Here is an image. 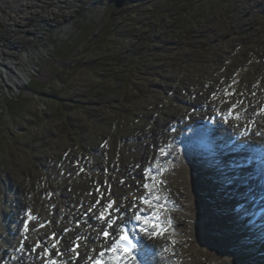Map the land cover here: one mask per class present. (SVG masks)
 I'll return each mask as SVG.
<instances>
[{
	"label": "rangeland",
	"instance_id": "374dc122",
	"mask_svg": "<svg viewBox=\"0 0 264 264\" xmlns=\"http://www.w3.org/2000/svg\"><path fill=\"white\" fill-rule=\"evenodd\" d=\"M22 1L0 0V237L18 232L27 207L43 213L34 228L55 213L64 214L60 223L79 226L83 217H70L84 206L79 195L93 197L101 186L102 195L122 193L157 165L163 175L155 184L172 204L164 219L173 222L157 234L173 247L171 260L161 262L264 264L255 187L242 182L250 174L229 183L237 159L226 168L214 136L230 132L205 129L210 95L236 106L264 85V0H125L120 9L114 0H31L32 18ZM106 30L114 41H102ZM9 60L30 73L19 89L1 77ZM34 82L57 103L36 94ZM190 110L205 119L173 134V143L169 137L172 154L162 157L164 145L152 140L171 135L162 119L176 112L183 119ZM175 216L191 230L179 228ZM16 247L0 254V264L18 257Z\"/></svg>",
	"mask_w": 264,
	"mask_h": 264
},
{
	"label": "bare ground",
	"instance_id": "6f19581e",
	"mask_svg": "<svg viewBox=\"0 0 264 264\" xmlns=\"http://www.w3.org/2000/svg\"><path fill=\"white\" fill-rule=\"evenodd\" d=\"M34 3L35 2L31 0H24L20 2V8L24 7V9L27 10V7L29 8L34 7L33 6ZM11 6L14 8L15 7L14 3ZM10 68L12 70H10ZM1 77L5 79L9 85L14 86L16 89H19L24 84H27L29 82L30 73L25 72L22 69H16L15 63L9 60L8 62L1 64ZM254 94L255 95L253 96V98L250 97V100L252 101H246L247 99L246 98L241 104L238 103L236 104L234 109L235 115H233V113L229 111L230 109L233 108L232 105L235 104L228 105L226 102L223 103V101H221L220 98L214 97L215 95L212 96L209 94L210 97L209 99L207 98V101L205 103L208 104L207 110L209 112L207 110L206 111L207 113L210 114V118L208 119L207 124L208 123L213 124L211 125V128H209V130L211 132L213 131L215 132L217 130L216 127H223L229 130L230 132V134L228 135V132L224 133L218 131L219 133L216 134L217 137L214 136V142L216 143V141L218 140V144H217L218 156L221 157L223 156V154H226V156L223 157V159L227 160V163L229 165L231 164V161L228 160H231L232 157H234V159H237V162L247 161L249 164H251L250 161L252 160L253 163H255L253 168H251V166H247L248 163L246 164V168H247L246 172L247 174L250 175L249 177L245 176L246 178L243 179L241 178L239 172H242L244 174L245 171H240L239 169L236 168L234 169L237 177H239L237 180L242 179L243 181L246 182L248 181V184L255 187L254 191H252L251 196H255L256 199L258 200V207L254 211L253 215L255 216L256 220L263 223L264 222V178H262L261 176V162L257 163L256 158H258L261 155V153L264 154V85H261L259 89H256ZM220 95L221 94H219V96ZM212 100L216 104L210 103V101ZM180 112H182V110ZM180 112H176L172 114V116L166 115L162 119L164 121L165 120L168 121L167 125H165L164 127L166 128L169 127V130L171 129L170 136L164 133L161 134V132L157 130L159 133H156L157 136L154 135L155 137L154 139H152L153 141H155L156 144L161 142V144L164 145L163 148L167 150H173L172 147L171 148L166 147L167 145H169L168 142L169 137L172 138V143H173L174 142L173 134H175V137H177L176 135L177 133H182V134L184 133L183 131L184 127H188L190 125L195 126L196 122L205 119L203 114L192 112L191 110L189 112L190 114L188 113L182 119L181 117H183L184 115H181ZM224 116L229 117V119L226 122L223 119ZM186 117L187 119L184 120ZM214 120L215 123H213ZM172 129H175V131H173ZM239 129H241V133H245L247 130V135L245 136L240 135L241 133L238 132ZM219 134H225L229 137L231 136L235 140L234 144L228 146L226 150L221 149L220 148L221 146L219 144L222 140L219 137ZM158 137L160 139H157ZM247 141L251 142L252 145L250 146L247 145L245 147L244 145L245 142ZM253 150H255V152ZM146 155H149L148 158L152 159L151 162H157L156 156L154 152L151 151V149L146 151ZM223 159H221L222 162L223 163L226 162ZM150 166L151 167L149 168L153 167V165ZM249 169L252 170V173L255 176L254 179L250 178L251 172H249ZM223 171L226 172V169H224ZM139 175L140 174L137 173V178L134 179V182L132 184V185L135 184V186L134 187L130 186V188H127L122 193L119 190H115V192H110L109 195L107 196L106 194L102 195V192L100 190L99 193L95 194V196L93 197L91 196L86 197L84 194L79 195L77 197L78 202L84 204V206L79 210L77 207L71 209L72 214L70 215V217L73 215H77L79 219L78 222H80V220L83 217L82 219L83 223H81L79 226L74 224L64 225V221L61 220L60 223L58 218L60 216H64V214L60 213L62 215L58 217V215H56L55 213L51 215L48 220L45 219L46 220L45 222L42 221L39 224V228H34L36 221L38 222L41 220L43 213L36 212L31 207H27L25 214L22 215L21 217H18L20 219V223H19L20 226L18 232L15 235L13 234V236L0 237V254L3 255L4 253H6V249L13 247L15 244H17L16 255L18 254V257L13 258L12 262L7 264H53V262H55V264H91V260L89 258L91 257L94 260V258L98 255V253L101 250L109 249L117 240L118 235L122 234L127 221H134L137 210L141 207H144V205L138 203V200H140L139 199L140 197L146 196L148 190H146L145 188L137 187L138 185L136 186V183L142 182L141 186H143L145 181L149 183L152 180H146L145 172L144 174H141L142 177ZM154 180H157V178ZM112 181L108 179L107 182L104 183L105 187L111 188ZM150 186L152 188V196L155 197L158 195L160 197V195L157 194L158 186L156 185H150ZM101 189H103L102 186ZM255 192L257 196L255 195ZM68 197L71 201L76 199L71 195H69ZM160 202L162 204H160ZM236 204H238V202H236ZM21 205H26V202L21 201ZM108 205H111V207L110 208L107 207ZM133 205H136V208H133ZM162 205L164 207L166 206V203L159 201L158 205L155 206L156 215L151 220L155 222V225L166 227L161 221L163 218V211H164L162 209ZM245 208L249 210L248 207ZM73 210H76L74 214H73ZM261 212L262 215L259 216L258 214H260ZM101 213H103L104 217L106 218L103 221L99 219ZM29 214L30 215L32 214V216H30ZM78 215H80V217ZM188 217L190 219L195 218L194 215H190V214H188ZM175 218L176 221L178 219L177 224L179 228L187 227L191 230L189 223L187 224L184 223L183 221H180V219L176 216ZM107 219L113 220L111 227L108 226ZM14 220L18 222V219H14ZM142 220H144V218ZM67 221L68 220H66L65 222ZM182 224L185 227L181 226ZM105 230H107L108 233L110 234L108 238H106L103 235ZM162 232L163 231H161V233ZM20 235L21 238H17ZM113 238L114 240H112ZM165 240L166 239L162 238V235L154 236V237H152V235H149L142 238L141 244L142 243L143 244L141 246V249L140 247L139 249L141 252V257L144 259L143 261H145L146 264H164L165 261L161 262L160 260L162 259L171 260L168 253L171 250V247H168L170 243L169 242L165 243ZM77 244L81 246L80 249L75 250V252L71 251V249H73ZM165 245H167V249L169 250L165 251L164 248ZM163 248H164L163 253L165 255L161 252V258H160L157 251L158 249L162 251ZM158 261L160 263H157Z\"/></svg>",
	"mask_w": 264,
	"mask_h": 264
},
{
	"label": "snow or ice",
	"instance_id": "6c2138e0",
	"mask_svg": "<svg viewBox=\"0 0 264 264\" xmlns=\"http://www.w3.org/2000/svg\"><path fill=\"white\" fill-rule=\"evenodd\" d=\"M234 109H235V105H233V108L229 110L231 113H233V115H235ZM223 119L226 122L229 119V117L228 116H224ZM172 130L175 131V129H172ZM189 130L191 131V129H189ZM240 135H242V136L247 135V130H246L245 133H241ZM244 146L246 147L247 145H244ZM166 147L167 148H171L172 145L169 144ZM160 152L164 156L172 154L170 152H167L165 150V148H161ZM247 163H248L247 161L246 162H237V163L233 164V167L236 168V169H239L240 171H246V164ZM155 171H158V170H155V169H152V168L146 169L145 170V178H146V180H154L155 179L154 175L153 176H149V173H153ZM261 176H262V178H264V161H261ZM238 178L239 177H232L231 180H229L228 182L232 183L235 179H238ZM242 182H246V181H242ZM143 187L146 190H148V192L146 193V196L139 198L142 201L144 207L139 208L137 210L136 214H135V219L138 220V221L141 220V218H142L141 217V213H143L144 217L147 218V219L154 218L155 215H156L155 206L158 205V203H159V201L161 199L158 195L155 196V197L152 196V188L150 186V183L146 182L143 185ZM107 207L110 208L111 205H108ZM133 208H136V205H133ZM99 219H101L102 221L106 219L104 217L103 213H101V216L99 217ZM112 223H113V220L107 219V224H108L109 227H111ZM141 231L142 232H147V229L146 228H141ZM103 235L105 237H107L109 235L108 231L105 230ZM124 241L127 242V246L123 247V251L121 253L119 251V249H120V246H121V242H124ZM172 244L174 245L175 241H172ZM134 247H135V245L132 244L131 241L129 240L128 236L126 234H124V235H121L120 240L117 241L115 244H113V246L111 248L101 250L100 253H99V256L96 259L93 260L91 257L89 259L91 260V264H107V262L103 259V257L105 256L106 252H111V253L115 254L113 256L115 264H123V261L120 258L121 255L130 254L131 249L134 248ZM167 250L168 249H167V246H166L165 247V251H167ZM71 251L75 252V249L73 248V249H71ZM134 259H135V257H130V255H124V260H128L129 264H131V261L134 260ZM53 264H55V262H53Z\"/></svg>",
	"mask_w": 264,
	"mask_h": 264
},
{
	"label": "trees",
	"instance_id": "16d2710c",
	"mask_svg": "<svg viewBox=\"0 0 264 264\" xmlns=\"http://www.w3.org/2000/svg\"><path fill=\"white\" fill-rule=\"evenodd\" d=\"M109 31L108 30H106V32L104 33V38H103V40L102 41H105V40H107V41H114V40H112V38L109 36ZM146 33H143V35H145ZM120 37H121V35H119ZM34 84H35V82L33 83V84H31V86L33 87L34 86ZM33 89V91L36 93V94H39V95H41L42 97H49L50 98V102H55V103H57V99H55L56 97H53V95H46V94H44L43 92H39V89H37V88H35V87H33L32 88ZM147 89V88H146ZM123 90L124 91H128L129 90V84L128 85H126L125 87H124V85H123ZM135 91H137V89H135ZM138 96L141 94L140 92H137L136 93ZM102 96L101 97H99L100 99H101V101L102 100H105V98L107 97V95H103V94H101ZM10 103H12L13 104V102H10Z\"/></svg>",
	"mask_w": 264,
	"mask_h": 264
},
{
	"label": "built area",
	"instance_id": "2783aa9c",
	"mask_svg": "<svg viewBox=\"0 0 264 264\" xmlns=\"http://www.w3.org/2000/svg\"><path fill=\"white\" fill-rule=\"evenodd\" d=\"M59 1H62V0H59ZM81 4V3H80ZM80 4H79V6H80ZM37 8V7H36ZM35 7H32L31 8V12L30 13H32L31 15H30V13H29V15H28V17L27 18H32V16H34L35 15V9H36ZM74 8H76V7H74ZM32 30H34V29H32ZM36 32V31H35ZM18 34V33H17ZM26 34L27 35H30V32H26ZM38 36H40V34L39 33H34V36H33V38L35 37V38H37ZM17 38H19V36H17Z\"/></svg>",
	"mask_w": 264,
	"mask_h": 264
},
{
	"label": "water",
	"instance_id": "95a60500",
	"mask_svg": "<svg viewBox=\"0 0 264 264\" xmlns=\"http://www.w3.org/2000/svg\"><path fill=\"white\" fill-rule=\"evenodd\" d=\"M125 0H114L115 8L120 9L124 6Z\"/></svg>",
	"mask_w": 264,
	"mask_h": 264
}]
</instances>
